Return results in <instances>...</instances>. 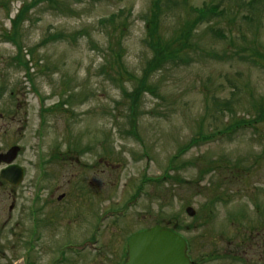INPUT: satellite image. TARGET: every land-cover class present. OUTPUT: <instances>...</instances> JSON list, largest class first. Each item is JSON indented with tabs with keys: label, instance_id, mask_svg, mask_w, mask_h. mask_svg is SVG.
<instances>
[{
	"label": "rangeland",
	"instance_id": "obj_1",
	"mask_svg": "<svg viewBox=\"0 0 264 264\" xmlns=\"http://www.w3.org/2000/svg\"><path fill=\"white\" fill-rule=\"evenodd\" d=\"M152 1L37 0L20 24L18 38L29 76L11 62L19 51L4 34L22 3L31 0H10L0 7V79H6L10 90L20 87L30 93L31 113L37 108L31 93L46 98L47 106L62 102L58 127L49 124L44 130L43 150L62 138L81 151L78 211L57 230V245L46 243V264L60 242L77 240L81 245L93 235L99 242L96 249L104 248L98 255L87 247L77 264H102L101 258L109 264V250L137 231L156 224L174 229L175 223L195 263L202 257L200 264H232L211 253L246 251L251 227L264 219V122L256 130L247 126L227 135L210 134L231 118L253 119L256 102L264 101L262 60L254 55L258 62L253 63L233 54V49L244 48L264 55V0H162L157 18L164 41L196 17L192 8L213 5L221 13L195 26L189 39L193 46L180 52L188 57L184 64L167 63L151 74L156 89L138 100L136 140L125 133L130 129L128 101L121 97L137 79L116 81L111 74L120 73L117 65L122 64L137 77L153 57L145 28ZM31 117L24 141L29 150L22 157L31 162L24 163L29 174L22 186L38 171ZM200 132L210 137L201 140ZM193 138L198 141L190 146ZM186 144L190 147L179 153ZM71 172L69 167L57 178L49 176L45 186L70 187L68 180L76 176ZM0 198L6 210L2 189ZM187 206L194 210L192 217L185 213ZM22 248L11 242L7 227L0 230V264H24ZM247 252L241 260L252 257Z\"/></svg>",
	"mask_w": 264,
	"mask_h": 264
},
{
	"label": "flooded vegetation",
	"instance_id": "obj_2",
	"mask_svg": "<svg viewBox=\"0 0 264 264\" xmlns=\"http://www.w3.org/2000/svg\"><path fill=\"white\" fill-rule=\"evenodd\" d=\"M36 100L37 108L34 113L30 109V93L20 90H10L6 79H0V189L3 190L8 205L4 210L3 199L0 198V230L8 228L9 239L13 244L23 245L22 259L24 264H46V243L57 245L56 237L59 238L61 225L65 221L67 224L76 217L79 184H78V147L73 141H63L62 138L55 140L49 149L43 150L41 141L45 138L46 125L58 124L56 119L64 109L61 101H54L50 106L45 103L46 98L37 93H31ZM33 116V136L37 140L32 146L34 157L37 161L38 171L32 177L33 181L25 184V179L29 172L22 160L23 155L29 150L25 144V139L30 135L29 128ZM61 125V124H60ZM65 142V144H63ZM76 142V141H75ZM9 159V162H8ZM29 160V159H28ZM27 160L28 165L30 162ZM55 166V171L52 170ZM16 167L22 171L19 183L12 184L6 178H16V172L5 175V169ZM70 167L71 173H75L73 181L68 180L64 187L57 184L54 188H47L45 181L55 174V178L62 175ZM82 173V172H81ZM3 187V188H2ZM77 197V198H76ZM49 238V239H47ZM246 251L236 248L237 252L211 253L217 260H228L229 262H239L242 264H264V219L258 221L251 227L247 236ZM128 238L122 241L120 246L110 249L109 264H113L118 259L117 264H123L126 255V245ZM60 242L56 254L50 259V264H77L78 241L74 240L63 245ZM95 243V242H93ZM64 246L65 250L64 251ZM56 247V246H55ZM188 246H186L187 249ZM51 248V247H50ZM104 246L98 245V252ZM250 252V259H242L241 255ZM70 254V255H69ZM101 254V253H100ZM190 264H194L190 252H186ZM104 264L105 258L100 259ZM115 264V263H114Z\"/></svg>",
	"mask_w": 264,
	"mask_h": 264
},
{
	"label": "trees",
	"instance_id": "obj_3",
	"mask_svg": "<svg viewBox=\"0 0 264 264\" xmlns=\"http://www.w3.org/2000/svg\"><path fill=\"white\" fill-rule=\"evenodd\" d=\"M48 1H51V0H48ZM9 2L10 0H0V7H6ZM36 3H37V0H31L30 3L23 2L17 14L10 21L11 22L10 32L4 34L5 39L15 44L19 51V53L13 57L11 62L13 64H16L17 66L21 65L22 67H24L28 76H29L28 71H27L28 62L23 58V55L21 53L22 47H21V44L18 38H19L20 24L27 17L29 10ZM261 5H263V11H264V4H261ZM162 6H163L162 0H153L149 8V15L146 14V18H145V22H146L145 28L147 31L146 45L147 47H149V49L152 50L154 55L147 62L146 66L143 67L140 75L135 77L134 73H130V72L126 73V71L122 69V66H123L122 64L117 65V67H119L120 69V73H117L116 76L111 74V79H116V81L117 79H124V77H126L127 79H137L135 81V85L133 89L130 92H127L126 90H122L123 96L121 97L123 101H128V107H127L126 112H128L127 119L129 122L130 129L126 130L125 133H127V135L133 136L136 140H138L136 138V136L138 137V135L137 133L136 135L134 134V130H135L134 122H135V118L138 115V112H137L139 108L138 100L141 94H143L144 92L153 94V91H155L156 89V87L153 86L152 83L150 82L151 74L157 72L158 68H160L161 70V68H163V66L167 63H171L172 65H178V63L184 64L186 60L188 59V57L181 56L180 52L183 49L193 46V43L190 42L189 39H190V36L192 35V31L195 29V26L198 25L199 23L210 20L212 18V15H219L221 13L217 10V6H213V5L192 8L196 12V17L193 18L191 21L190 19L187 20L183 24L182 29L178 33L174 34V36L171 39L164 41L160 33H158L160 22H159V19L157 18V13H160L161 11L160 7ZM53 37L54 35L49 36L50 39ZM233 54L239 60H245V61L248 60L253 63L258 62L256 61L257 58L253 57L254 55H257L262 60L261 64L264 65L263 63L264 55L258 52L251 53V51H246V49L242 48L241 50L233 49ZM116 58L117 60H119V54L116 55ZM30 80L32 81V79ZM225 102L228 103L227 101ZM253 109H255V112L253 114V119L251 120H238V119L232 120L231 118V121L229 122V124H227V126H225L222 129H218L217 131H214L213 133H210V134H214L216 132L217 134L220 133V134L227 135L237 128L247 127V126L253 127L254 130H256V126L259 123L264 122V101L256 102ZM225 110H228L230 114L233 112V110H231V108L229 107H226ZM232 117H235V116H232ZM198 135H199V139L201 140H204L210 137L201 132L198 133ZM197 141H198V138H193L190 141L191 143L190 146L196 143ZM187 144L184 145L180 149L179 153H182L184 149H187L188 147H190ZM176 158H177L176 156H173L172 159L170 160L173 162ZM212 162L213 161H211L210 163ZM183 165L184 163L179 165L178 167H182ZM169 167L172 168L171 165H169ZM207 170L208 169H206V171ZM170 178H172V176H170ZM255 206L259 209L258 203H255ZM261 213L264 215V211H261ZM170 229L172 230L178 229L177 224L176 223L174 224V229L173 228H170Z\"/></svg>",
	"mask_w": 264,
	"mask_h": 264
},
{
	"label": "water",
	"instance_id": "obj_4",
	"mask_svg": "<svg viewBox=\"0 0 264 264\" xmlns=\"http://www.w3.org/2000/svg\"><path fill=\"white\" fill-rule=\"evenodd\" d=\"M9 162V159H8ZM4 174L16 172V178H6L8 183L17 184L22 171L9 167ZM185 212L194 215V210L187 207ZM123 264H190L185 255V241L174 231L155 225L147 230L133 234L127 242L126 259Z\"/></svg>",
	"mask_w": 264,
	"mask_h": 264
}]
</instances>
